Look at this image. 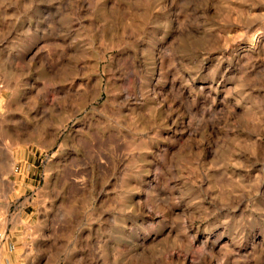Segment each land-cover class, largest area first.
I'll return each mask as SVG.
<instances>
[{
    "label": "clouds",
    "instance_id": "obj_1",
    "mask_svg": "<svg viewBox=\"0 0 264 264\" xmlns=\"http://www.w3.org/2000/svg\"><path fill=\"white\" fill-rule=\"evenodd\" d=\"M0 264H264V0H0Z\"/></svg>",
    "mask_w": 264,
    "mask_h": 264
}]
</instances>
